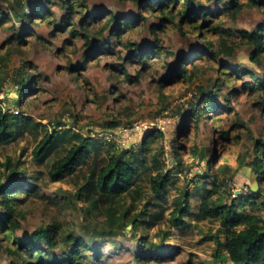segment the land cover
Wrapping results in <instances>:
<instances>
[{
	"label": "rangeland",
	"instance_id": "374dc122",
	"mask_svg": "<svg viewBox=\"0 0 264 264\" xmlns=\"http://www.w3.org/2000/svg\"><path fill=\"white\" fill-rule=\"evenodd\" d=\"M33 1H40L43 14L39 19L35 15L33 20L20 21L3 18L9 5L0 2V109L21 111L34 121L15 140L0 144V181L20 183L37 192L18 206L21 226L16 236L28 237L36 228L57 221L89 241V249L83 252L87 257L85 264H217L215 254L223 251L218 244L223 241L221 223L211 218L199 221L195 215L206 188H211L215 179L219 186L213 198L219 197L224 203L233 201L243 213L250 211V203L243 198L250 193L246 184L250 186L256 180L250 166L256 157L255 143L259 140L264 144V94L251 88L254 77L247 73L235 76L231 68L239 67L264 78V50L252 60L254 48L239 44L232 55L212 58L209 54L216 53L217 38L207 36L212 42V47L207 48L205 37L199 36L197 30L181 32L177 17L157 36L149 28L158 23L152 15L147 24H135L123 32L120 40L110 38L109 30L97 34L106 13L135 15L143 0H84L77 11H103L101 18L96 17L91 25L79 23L80 14L68 15L61 0ZM225 1L228 0H210L206 8L218 11ZM239 1L245 5L235 18L221 13L218 17L209 14L207 19L232 31L233 37L240 30L259 31L264 40V32L259 30L264 27V0H258L259 6L248 0ZM22 25L29 33L18 42L12 35ZM84 34L92 41H110L111 52L87 56ZM133 43L138 45L139 52H149L145 54V66L126 59L134 50L129 45ZM193 52L198 53L192 56L194 65L187 58ZM220 62L228 68L221 67ZM70 66L79 69L71 71ZM176 66L187 67L188 77L160 83ZM123 68L131 76L138 75V80L130 81ZM28 73L35 92L16 108L18 75ZM201 85L217 88L215 98L208 104L215 101L233 110L217 108L187 121L183 114L196 102ZM112 121L119 122L121 128L104 127ZM61 122L65 126L55 128ZM64 127L96 139L100 145L95 150L89 148L87 158L72 174L52 181L47 174L49 166L66 152L72 141L63 139L55 143L41 160L34 151L46 133ZM221 129H228V139L221 138ZM153 130H159L162 136L149 143L144 163L138 165L139 171L128 191L104 198L85 185L95 179L110 154L139 150L142 138ZM191 146L210 150L206 163L196 158L191 165L184 164L192 159L185 153ZM176 148L182 156L181 164L173 151ZM158 172L169 175L160 195L153 192L149 181ZM185 192L189 193V210L181 216L183 225L177 226L173 210L182 205ZM93 198L96 210L86 215L82 211H86ZM256 212L264 219V206ZM106 213L114 216L111 225ZM116 225L121 228L118 234L95 236L96 231H107ZM0 238L10 245L1 232ZM138 239L147 240L148 254L140 250ZM156 245L159 249L153 252ZM43 247L41 244L39 249ZM65 251L61 247L49 255L43 251L32 255L38 253L48 263L61 258ZM26 260L22 262L0 250V264H43L31 262L36 261L31 255Z\"/></svg>",
	"mask_w": 264,
	"mask_h": 264
},
{
	"label": "trees",
	"instance_id": "16d2710c",
	"mask_svg": "<svg viewBox=\"0 0 264 264\" xmlns=\"http://www.w3.org/2000/svg\"><path fill=\"white\" fill-rule=\"evenodd\" d=\"M139 1V0H135ZM210 0H143L138 6V12L135 15H115L112 12L106 13L102 18V10L95 12H85L84 10L77 11L79 5L84 4V0H61L62 7L65 8L68 15L80 14L81 20L79 23L82 25H91L96 21L97 18H101L103 25L98 35H101L103 30H109L108 34L118 40L121 38V34L130 29L135 24H147L149 16H155L158 23L149 25L151 31L157 36L158 31L165 29L169 24L173 23L175 17L178 20V26L183 34L188 31L197 30L198 35L204 36L207 48L212 47V42L207 36H215L217 38L218 49L216 53H210L209 56L215 58L217 55L230 56L233 54L235 47L239 44H247L252 46L254 49L251 52V59L255 60L260 52L264 50V40L260 36V32L240 30L236 37H233V32L224 29L217 22H210L207 16L218 17L221 13L227 14L228 16L235 18L240 10L244 7L245 3L239 0H228L222 3V9L218 11H208L206 8L207 2ZM249 3L255 6H259L258 0H248ZM0 2H6L9 5V10L5 13L3 18H9L10 20H33L36 15L39 19L43 14L44 7L40 1L33 0H0ZM86 8V7H85ZM89 15V16H87ZM97 17V18H96ZM201 20V23L199 22ZM209 20V21H208ZM34 22V21H33ZM260 31L264 32V27L259 28ZM70 32L74 33L73 25L70 28ZM27 33V27L22 25L20 31L13 33L12 38L18 42L23 40V36ZM78 34V32H75ZM87 50L90 54L95 53H110L111 42H101L100 40L92 41L87 34L83 35ZM233 38H236L233 40ZM231 41V45L228 44ZM237 41V42H236ZM133 45V51L126 59L138 63L146 64L145 54L148 51L139 52V47L136 44ZM157 50V49H156ZM197 52L188 55L190 63L194 65V57ZM153 54H158L154 52ZM205 54L206 53H202ZM208 56V55H207ZM191 57V58H190ZM202 58V57H200ZM182 63V62H181ZM221 67L228 68V65L220 62ZM83 67V66H82ZM187 67L176 66L168 78H163L160 83L176 80V77L185 78L188 77L185 71ZM231 68V67H230ZM229 68V69H230ZM71 71L78 70L79 68L69 67ZM112 70H115L111 68ZM225 70V69H222ZM233 70V71H232ZM233 75H241L247 73L254 77V83L251 88L262 92L264 94V78L253 75L250 71H244L239 67L231 68ZM222 74H228V71H221ZM123 73L130 81H137L138 75L131 76L123 68ZM225 80V78H224ZM17 100L14 106L20 108L23 103L22 99L27 98L35 92L33 86L31 74H19L17 78ZM33 82V84L31 83ZM36 82V81H35ZM217 88H213L209 85H201L198 88V95L195 103H192L190 108L186 111L185 118L187 121L192 120L195 116L200 114H209L214 109L222 108L229 112L232 111V107L221 105L215 101L212 104H208L215 98L214 91ZM1 90V82H0ZM22 96L24 98H22ZM264 101V97H263ZM202 105V107H200ZM34 124L31 117L24 115L21 111L13 113L10 109L2 111L0 109V144L9 143L15 140L17 137L23 134L25 130L30 128ZM65 126V124L58 123V126ZM107 129H120L119 122L112 121L104 124ZM113 129V130H114ZM221 138L228 139V129L219 130ZM162 136L159 130L150 131L141 140L139 150L129 153H121L117 151L112 153L107 158L106 163L99 169L95 179L88 181L85 185L90 190L98 191L99 197L111 198L116 197L124 192L128 191L134 183V178L139 171L138 165L144 163L143 155L148 152L149 143L156 137ZM63 139H69L71 142L70 146L66 149V152L59 158L53 160L48 169V176L52 181L61 180L64 175L72 174L75 168L84 161L88 154L89 148L97 149L99 147V141L90 137H85L73 131L70 127H64L60 131L53 133H46L38 146L35 148V155L40 160L44 157V154L49 152L55 143L62 141ZM256 157L251 162V170L256 177L259 187L256 191L251 190V187L246 184L249 188V194L243 199L250 203V211L243 213L239 211V205L235 202L224 203L221 198H213L218 192V183L215 179L211 188H206L204 197L200 200L198 210L195 215L196 220L205 219H218L223 228V241H218L220 248L223 251L218 250L215 254L217 264H264V219L258 215L256 210L260 206H264V144L262 141L257 140L256 143ZM177 163L181 164V154L179 149L173 150ZM210 152L209 149L199 150L196 146H191L186 149L185 153L190 154L191 161L184 163L185 165H191L197 158L201 162L208 160L207 155ZM213 159H209L212 162ZM221 168V167H220ZM153 192L160 195L166 188L169 182V175L158 172L152 175L149 179ZM23 184L16 183L13 185L6 184L0 181V232L2 236L8 240L10 245L3 243L0 238V250H6L7 253L16 256L21 259L22 262L26 260L28 255L35 256L37 263L45 264H85L87 263V257L83 253L89 249V241L84 238L77 237L75 232L71 229L64 228L60 222L54 221L45 227L36 228L28 237L16 236V232L20 229V213L18 206L26 199L32 198L37 195V192L33 189L23 188ZM182 205L176 207L173 210L174 218L173 222L175 225H183V219L181 216L185 215L189 210V193L183 194ZM77 196L81 198L80 191L77 192ZM93 198L90 201V205L86 211H82L84 214H92L96 210V201ZM179 216H176V215ZM108 224L115 222L114 216L110 213H106ZM121 228L120 225L111 227L107 231L99 230L96 231L98 237L111 236L118 234ZM91 240H94L93 238ZM140 242V250L146 254L147 251V240L138 239ZM44 244L43 249H39V246ZM66 248L64 255L56 260L47 261L42 260L39 254L32 255L33 252H45L48 255L58 248ZM158 245L154 247L153 252L156 251ZM159 249V248H157ZM96 252L99 253V248H95Z\"/></svg>",
	"mask_w": 264,
	"mask_h": 264
},
{
	"label": "water",
	"instance_id": "95a60500",
	"mask_svg": "<svg viewBox=\"0 0 264 264\" xmlns=\"http://www.w3.org/2000/svg\"><path fill=\"white\" fill-rule=\"evenodd\" d=\"M247 175H248V174H247ZM250 187H251V190L256 191V190L258 189V187H259V184H258L257 180H254V181L251 183Z\"/></svg>",
	"mask_w": 264,
	"mask_h": 264
}]
</instances>
